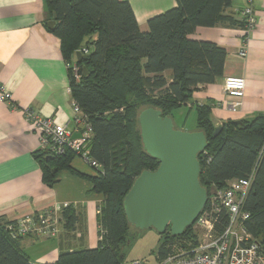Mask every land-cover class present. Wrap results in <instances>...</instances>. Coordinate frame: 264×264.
<instances>
[{"label": "trees", "instance_id": "16d2710c", "mask_svg": "<svg viewBox=\"0 0 264 264\" xmlns=\"http://www.w3.org/2000/svg\"><path fill=\"white\" fill-rule=\"evenodd\" d=\"M176 1V6L151 17L143 31L127 0H45L50 14L47 23L56 20L51 32L60 38L66 60H75L82 69L80 80L69 72L71 96L93 128L87 147L102 168L89 178L92 191L103 196L98 210L102 238L97 245L64 250L51 264L127 262V252L140 231L129 223L123 200L144 169L155 170L159 165L143 149L139 114L154 107L171 116L190 101L199 85L214 83L224 75L226 48L190 35L198 27L221 23L245 27L244 17L238 21L225 14L232 0ZM79 50H87L89 56L78 60ZM211 109L210 102L196 106L197 130H203L208 139V147L199 154L200 182L210 194L213 187L224 188L254 173L245 202L250 213L245 225L264 253V113L226 121L215 136L219 126L213 123ZM35 156L48 185L58 180L62 170L77 173L72 161L78 155L68 148L60 154L37 149ZM62 217L69 229L79 220L70 205L63 208ZM219 218L221 229L228 215L222 211ZM17 219L0 216V264H36L21 245L22 239L36 235L13 237L8 229ZM191 229L172 236L168 228L160 235L156 257L195 247L199 237Z\"/></svg>", "mask_w": 264, "mask_h": 264}, {"label": "crops", "instance_id": "0c3cea01", "mask_svg": "<svg viewBox=\"0 0 264 264\" xmlns=\"http://www.w3.org/2000/svg\"><path fill=\"white\" fill-rule=\"evenodd\" d=\"M127 1L143 31L148 29L151 17L177 5L176 0ZM247 4L246 0H232L225 14L242 21L240 12ZM251 6L257 20L252 29L221 23L198 27L190 35L226 48L227 58L223 77L214 83L199 85L190 101L178 109L196 111L198 104L210 102L215 126L264 113V0H253ZM49 17L45 0H0V81L13 98L11 102L0 100V216L16 219L41 213L49 207L69 205L79 214L74 229L67 228L63 219L56 237L21 240L22 247L36 264H51L64 250L95 247L98 210L103 198L102 194L92 191L89 176H94L96 170L81 157L72 161L77 173L62 170L58 180L48 185L43 180L41 162L35 156L40 133L36 124L26 118V107L74 129L67 60L60 38L48 28ZM244 47L245 56L240 53ZM227 76L246 80L245 95L237 110L231 104L238 98L229 95L223 87ZM171 116L177 124L176 115Z\"/></svg>", "mask_w": 264, "mask_h": 264}, {"label": "built area", "instance_id": "2783aa9c", "mask_svg": "<svg viewBox=\"0 0 264 264\" xmlns=\"http://www.w3.org/2000/svg\"><path fill=\"white\" fill-rule=\"evenodd\" d=\"M247 6L241 10L245 19V29L255 27L257 20L251 6L253 0H246ZM87 53V50H83ZM246 55V48L240 51ZM67 67L73 78L80 80L82 77L81 66L75 60L67 61ZM246 80L239 76H227L224 80V90L231 96L238 98L231 104L233 110H237L242 104L245 95ZM69 91L72 92L71 84ZM12 94L0 81V100L12 101ZM74 129L68 125L58 124L53 118L44 117L37 110L26 107L25 115L36 124L40 133L39 149L48 153L60 154L66 148L74 151L96 171L102 166L89 155L88 141L93 133L91 124L76 99L72 97ZM77 133V136H74ZM254 173L246 178L235 179L228 182L224 188L213 187L205 208L196 220L203 223L205 233L199 238L198 244L192 248L175 249L164 258H157V264H264V253L261 251V243L256 239L245 222L250 213L245 209V202L250 192ZM64 208V207H63ZM61 207H49L41 213L29 214L17 219L16 224L9 225L8 229L13 237L33 234L42 237H56L62 224ZM228 215V222L218 228L222 223L219 218L221 212ZM102 235L98 234V239ZM124 264H149L146 261L135 259Z\"/></svg>", "mask_w": 264, "mask_h": 264}, {"label": "water", "instance_id": "95a60500", "mask_svg": "<svg viewBox=\"0 0 264 264\" xmlns=\"http://www.w3.org/2000/svg\"><path fill=\"white\" fill-rule=\"evenodd\" d=\"M56 20L48 21L52 30ZM89 54L76 52L78 60ZM85 74L88 73L84 66ZM144 151L159 161L155 170L144 169L123 200L129 223L137 230L155 229L160 235L170 229L180 236L194 224L208 200V190L200 182L199 154L208 147L203 130L178 128L171 116L148 107L139 114ZM217 127L214 135H218Z\"/></svg>", "mask_w": 264, "mask_h": 264}, {"label": "rangeland", "instance_id": "374dc122", "mask_svg": "<svg viewBox=\"0 0 264 264\" xmlns=\"http://www.w3.org/2000/svg\"><path fill=\"white\" fill-rule=\"evenodd\" d=\"M173 113L176 115L177 126L181 125L182 129L194 131L197 129V113L195 110L175 109ZM180 124V125H179ZM213 189L211 188V191ZM61 229V227H60ZM194 232L200 238L205 233L203 223L197 224L196 221L192 225L191 232ZM161 236L155 229H147L140 231L138 237L134 240L127 252V261L140 259L149 264H157V252L160 245Z\"/></svg>", "mask_w": 264, "mask_h": 264}]
</instances>
